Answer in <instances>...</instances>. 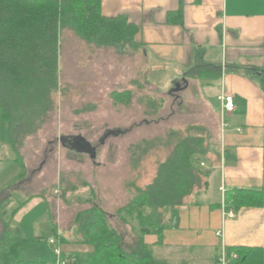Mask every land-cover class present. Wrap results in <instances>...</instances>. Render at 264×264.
I'll use <instances>...</instances> for the list:
<instances>
[{
  "label": "rangeland",
  "instance_id": "374dc122",
  "mask_svg": "<svg viewBox=\"0 0 264 264\" xmlns=\"http://www.w3.org/2000/svg\"><path fill=\"white\" fill-rule=\"evenodd\" d=\"M151 61L136 45L122 44L121 48L95 45L69 29L62 30L57 83L50 92V113L44 123H37L26 132L22 145L16 144L32 174L28 188L49 186L54 208L47 210V218L40 219L42 206L30 203L15 208L7 200L0 203L2 220H11L9 236L19 230L21 238L26 239L17 246L20 259H41L37 258L38 249L43 256L55 259V246L49 243L55 237L51 228L57 225L53 212L60 225L77 229L78 213L94 204L106 212L110 225L126 246L132 245L136 242L138 221L122 212L121 216L127 219L122 222L118 211L135 192L131 189L134 178L139 187L149 184L158 165L170 153L174 140L167 143V133L177 130L183 134L190 128L189 133L203 136L206 147H215L220 123L215 98L219 75L205 73L204 66L198 68L200 72L192 73L189 68L195 65L188 68ZM185 73L188 75L182 79ZM174 83H178L175 90ZM115 93H121V99ZM226 119L229 125L233 124L230 117ZM7 128L6 123L0 122L1 143H7ZM77 134L96 145V164L88 155L70 150L59 141L61 136ZM138 145L145 151L136 148ZM14 156L15 153L13 160ZM18 163L12 165L19 172ZM12 171L13 168L9 169ZM218 176L216 173L210 177L202 202L217 196ZM25 197L19 192L14 194L19 201ZM164 210L158 211L162 224L167 219L172 222L169 211V218L164 217L167 212L163 213ZM5 231L0 221V235Z\"/></svg>",
  "mask_w": 264,
  "mask_h": 264
},
{
  "label": "crops",
  "instance_id": "0c3cea01",
  "mask_svg": "<svg viewBox=\"0 0 264 264\" xmlns=\"http://www.w3.org/2000/svg\"><path fill=\"white\" fill-rule=\"evenodd\" d=\"M100 11L106 17L123 15L138 27L134 40L145 56L152 60L151 64L161 61L188 68L195 65L189 68L192 73L200 72L198 68L202 66H221L220 85L215 98L218 118L225 120L227 125L222 128L219 123L216 145L209 148L212 165L201 163L208 170L207 184L195 187L184 198L176 222L168 219L164 222L160 245L155 243L157 237L152 233L144 234V243L154 256L169 264H215V256L219 254L222 243L225 247L254 248L261 252L264 264V204L228 209L232 210L233 216L225 219L221 209L225 190L258 189L262 185L264 0H101ZM172 12H179L181 22L166 21L167 14ZM227 64L240 66L225 67ZM223 91L233 96L235 108L221 115L219 96ZM226 116L233 124L229 125ZM59 141L70 150L88 155L66 146L62 136ZM13 155L8 136L7 143L0 142V158L4 159H0V201L7 200L15 208L30 203L42 206L44 212L39 218L44 219L47 210L54 208L48 193L49 186L34 188L31 184L33 187L28 188L32 176L28 165L23 162V168L18 163V172L17 166L13 167L18 162L11 158ZM95 157L96 154L89 156L93 162ZM11 168L13 171L10 173ZM38 171L33 170L35 173ZM216 173L220 180L215 191L217 196L204 203L201 198L207 193L210 177ZM17 192L26 197L20 201L15 199ZM43 192L46 195H42ZM53 215V222L56 219L57 225H53L51 231L60 235L59 245L64 256L74 259V256L91 251V246L82 241L78 228H65L54 212ZM164 217L169 218L168 211ZM221 229L223 237L216 236V231ZM20 232L18 230L19 236ZM37 233L36 227L34 235H39ZM37 258L41 259L35 260L55 264V259L43 256L40 249L37 250Z\"/></svg>",
  "mask_w": 264,
  "mask_h": 264
},
{
  "label": "trees",
  "instance_id": "16d2710c",
  "mask_svg": "<svg viewBox=\"0 0 264 264\" xmlns=\"http://www.w3.org/2000/svg\"><path fill=\"white\" fill-rule=\"evenodd\" d=\"M100 5L101 0H0V122L7 124L15 160L23 168V158L17 151V145H22L26 132L31 131L35 124L44 123L50 113V92L57 83L62 30L69 29L95 45L121 48L122 44H128L139 48L134 40L138 27L123 15L103 16ZM177 13L167 14L166 21L181 22ZM239 66L227 64L225 67ZM205 73L220 76L221 66L210 65L205 68ZM115 96L121 99L122 94L115 93ZM189 130L185 129L183 134L177 130L167 133V143L174 140L172 149L158 165L156 175L149 184L139 187L135 178L131 182V189L134 188L135 192L118 213L122 222L127 220L121 216L122 212L137 219L136 242L126 246L119 232L110 225L106 212L94 204L91 209L78 213V231L82 234V241L92 249L87 254L74 256L73 264H169L154 256L144 243L143 236L154 234L157 237L155 243L160 245L164 225L158 211H169L171 220L176 222L184 198L195 187L207 184L208 170L201 163L212 165L209 146L204 145L200 133L191 134ZM142 142L147 145L146 141ZM136 148L140 151L144 149L139 145ZM262 150L261 187L225 190V209L237 210L243 206L259 207L264 204V132ZM86 153L91 157L90 153ZM3 218L0 213L2 227L6 229L0 235V264H54L20 259L17 246L25 240L19 236L18 230L14 236H9L11 220L9 218L5 222ZM253 249L226 246V264H262L261 252ZM214 263L219 264L218 255Z\"/></svg>",
  "mask_w": 264,
  "mask_h": 264
},
{
  "label": "built area",
  "instance_id": "2783aa9c",
  "mask_svg": "<svg viewBox=\"0 0 264 264\" xmlns=\"http://www.w3.org/2000/svg\"><path fill=\"white\" fill-rule=\"evenodd\" d=\"M219 105H220V110H221V115L223 113H229L232 112L235 108L233 96L230 95L229 93H226L223 91L221 95L219 96ZM221 127H225L227 124L225 120H220ZM223 191V189H222ZM222 215L223 219L227 217L233 216L232 210H226L224 205L222 204ZM216 236L218 237H223V230H217L216 231ZM60 235L56 232L55 237H52L49 239V243L53 246H55L54 251H55V264H73L74 259L68 258L66 256H63L62 251L60 249ZM233 257H236L235 253H232ZM218 262L219 264H226V250L225 246L222 243L220 246V251L218 254Z\"/></svg>",
  "mask_w": 264,
  "mask_h": 264
},
{
  "label": "water",
  "instance_id": "95a60500",
  "mask_svg": "<svg viewBox=\"0 0 264 264\" xmlns=\"http://www.w3.org/2000/svg\"><path fill=\"white\" fill-rule=\"evenodd\" d=\"M62 140H65L64 142L68 141V146H71L72 148L78 150V151H85L90 153L91 156H95L94 148L90 151L88 142L84 139V137L80 135L76 136H70V137H62Z\"/></svg>",
  "mask_w": 264,
  "mask_h": 264
},
{
  "label": "flooded vegetation",
  "instance_id": "af4514ba",
  "mask_svg": "<svg viewBox=\"0 0 264 264\" xmlns=\"http://www.w3.org/2000/svg\"><path fill=\"white\" fill-rule=\"evenodd\" d=\"M174 86L177 87L178 86V83H174ZM84 139L88 142V145H89V148H90V151L94 148V151L97 150L96 148V145L94 144H90L89 141L84 137ZM92 148V149H91ZM96 153V152H95Z\"/></svg>",
  "mask_w": 264,
  "mask_h": 264
}]
</instances>
